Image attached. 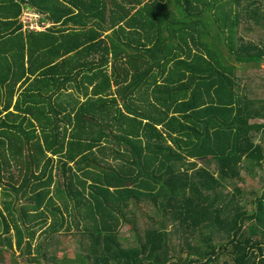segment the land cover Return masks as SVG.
I'll return each instance as SVG.
<instances>
[{
	"label": "trees",
	"instance_id": "16d2710c",
	"mask_svg": "<svg viewBox=\"0 0 264 264\" xmlns=\"http://www.w3.org/2000/svg\"><path fill=\"white\" fill-rule=\"evenodd\" d=\"M10 3L29 59L0 79V264H43L66 232L85 255L67 264H264V183L251 210L237 185L264 174V97L237 75L264 64L239 32H264V0ZM24 5L52 26L24 37Z\"/></svg>",
	"mask_w": 264,
	"mask_h": 264
},
{
	"label": "rangeland",
	"instance_id": "374dc122",
	"mask_svg": "<svg viewBox=\"0 0 264 264\" xmlns=\"http://www.w3.org/2000/svg\"><path fill=\"white\" fill-rule=\"evenodd\" d=\"M32 11V15L34 16L33 24L39 25V29H41L42 26L40 20L42 14H37L35 9ZM51 26L52 24H50L49 27ZM239 29L240 34L248 41L260 43L264 39V32H262L260 28L255 26L248 28L245 24H242ZM238 72L239 73H237V75L241 89L247 91V94L252 98L262 99L264 97V64H261L259 69H257L256 66H246L244 67V70ZM262 137H264L262 131L256 133L257 140ZM213 168L214 167H212V169ZM256 172V177H251L247 171H243L242 178L244 180L237 183V185L247 194L244 199L248 210H251L253 207L251 200L254 199V195H252L251 192H254V194L262 192L261 187L264 183V174L262 173V170H257ZM233 187V185H229L227 191H230ZM242 200L243 198H241V202L245 205ZM135 215V223L133 225H124L120 231V236L125 247H132L136 245V234L141 235L145 225V219L137 212ZM168 229L172 230L171 227H168ZM73 231L75 232V229L71 230L72 233ZM66 233L57 235V239L52 242H47L45 248H47L46 250L49 255L48 259H51L52 256H57L59 260L65 258V263L67 264L68 261H79V259H82L85 256L82 250L81 235L75 233V236H71ZM12 234L14 233L12 232ZM37 236H39L38 241H41L42 244L44 241L48 240L46 235H40V233H37ZM38 241L36 237L35 246L38 245ZM171 245L174 249L178 248V235L174 234L171 237ZM2 257L4 258V264H28L26 257H19V253L15 250L13 252L3 253ZM48 259L47 261L43 260V264H56V262L53 263Z\"/></svg>",
	"mask_w": 264,
	"mask_h": 264
},
{
	"label": "crops",
	"instance_id": "0c3cea01",
	"mask_svg": "<svg viewBox=\"0 0 264 264\" xmlns=\"http://www.w3.org/2000/svg\"><path fill=\"white\" fill-rule=\"evenodd\" d=\"M33 8L29 5H24L22 8V14L19 18V24L22 26V32L24 33V37L28 33L31 32H44L48 30L50 27V23L43 21V15L41 17L40 23L42 28L38 30H30L27 25L24 23V15L27 11H32ZM16 11L15 7H12L10 0H0V79L4 80H12L15 78H19L22 76V71H18V67L21 68L22 65H25V69L28 67V49L27 45L24 49V63L17 60L16 56L18 52V48L20 47L17 44L15 36H17L18 32L16 30L17 25L10 24L11 21H15V19L10 18L11 14H14ZM37 14L40 12L35 11ZM41 15V14H40ZM10 22V23H8ZM26 42V40H25ZM259 69V68H257ZM242 69L240 68V71ZM23 81L19 82L16 86V92L20 93V87H22Z\"/></svg>",
	"mask_w": 264,
	"mask_h": 264
},
{
	"label": "built area",
	"instance_id": "2783aa9c",
	"mask_svg": "<svg viewBox=\"0 0 264 264\" xmlns=\"http://www.w3.org/2000/svg\"><path fill=\"white\" fill-rule=\"evenodd\" d=\"M24 23L27 25L28 29L30 30H38L39 25H34V16L32 15L31 11H27L24 15Z\"/></svg>",
	"mask_w": 264,
	"mask_h": 264
}]
</instances>
